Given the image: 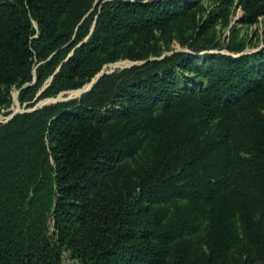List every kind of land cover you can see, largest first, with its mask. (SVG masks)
<instances>
[{"label":"trees","instance_id":"obj_1","mask_svg":"<svg viewBox=\"0 0 264 264\" xmlns=\"http://www.w3.org/2000/svg\"><path fill=\"white\" fill-rule=\"evenodd\" d=\"M199 2L0 0V116L142 62L0 123V264H264V48Z\"/></svg>","mask_w":264,"mask_h":264},{"label":"rangeland","instance_id":"obj_2","mask_svg":"<svg viewBox=\"0 0 264 264\" xmlns=\"http://www.w3.org/2000/svg\"><path fill=\"white\" fill-rule=\"evenodd\" d=\"M219 0H200L198 7V19L203 23L209 20L210 15H215L218 20L216 23H210L206 32L202 34L201 37L208 36V38L213 39L214 43H221V49H215L211 51H204L202 54L207 52L211 53H223L229 54V51L226 49L230 41L241 44L245 46L244 53H255L262 48H264V17L253 25H244L240 23V20L243 16V11L239 7L238 0L229 7L226 11L222 12ZM209 39V40H211ZM175 52H193L188 47L181 46L178 42H174L172 46L168 49L163 46V55H171ZM131 63H140V62H131V61H120L115 64L107 66V71L115 70L117 67H126ZM142 63V62H141ZM106 68V67H105ZM77 91V90H76ZM73 92V91H72ZM65 93L62 98L66 99L72 95H75L74 92ZM19 90H13L14 98V110L20 108L21 110H29L23 108L18 100ZM57 99V98H56ZM50 100V99H48ZM47 100L41 101L38 104L45 102ZM1 117V116H0ZM62 264H79L77 261H74L67 254L64 256Z\"/></svg>","mask_w":264,"mask_h":264},{"label":"water","instance_id":"obj_3","mask_svg":"<svg viewBox=\"0 0 264 264\" xmlns=\"http://www.w3.org/2000/svg\"><path fill=\"white\" fill-rule=\"evenodd\" d=\"M142 63H131L129 66L126 67H131L134 65H140ZM119 68V67H117ZM116 68V69H117ZM122 68V67H121ZM114 70L111 71H107V67L97 76L96 79H94L90 84L86 85L83 89L77 90V91H73V92H77L76 95H72L66 99L62 98V96L65 94L60 95L57 99H50L47 100L45 102H42L40 104H37L33 109H29V110H21L20 108H18L17 110H15L12 114H10L9 116H1L0 117V123H8L10 122L14 117H16L18 114H22V113H26V112H32V111H36L38 109L43 108L46 105L52 104V103H58V102H63V101H68L71 99H76L78 97H80L81 95H83L84 93L89 92L91 89H93V87L95 86V84L99 81V79L106 73H110ZM72 92V93H73Z\"/></svg>","mask_w":264,"mask_h":264},{"label":"bare ground","instance_id":"obj_4","mask_svg":"<svg viewBox=\"0 0 264 264\" xmlns=\"http://www.w3.org/2000/svg\"><path fill=\"white\" fill-rule=\"evenodd\" d=\"M74 94L76 95V94H77V92H74Z\"/></svg>","mask_w":264,"mask_h":264}]
</instances>
